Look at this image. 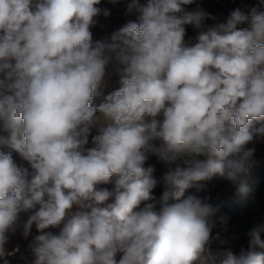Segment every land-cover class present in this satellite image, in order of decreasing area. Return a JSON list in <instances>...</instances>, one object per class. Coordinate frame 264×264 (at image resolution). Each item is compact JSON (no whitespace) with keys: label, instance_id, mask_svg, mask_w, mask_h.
Returning <instances> with one entry per match:
<instances>
[{"label":"clouds","instance_id":"1","mask_svg":"<svg viewBox=\"0 0 264 264\" xmlns=\"http://www.w3.org/2000/svg\"><path fill=\"white\" fill-rule=\"evenodd\" d=\"M194 3L131 0L136 19L94 42L101 0H0V264H264V217L238 252L214 250L218 209L201 195L214 177L249 191L264 0L222 21Z\"/></svg>","mask_w":264,"mask_h":264},{"label":"trees","instance_id":"2","mask_svg":"<svg viewBox=\"0 0 264 264\" xmlns=\"http://www.w3.org/2000/svg\"><path fill=\"white\" fill-rule=\"evenodd\" d=\"M131 0H119L118 3L112 4L109 0H101V8H108L110 15L105 17L100 15L95 19L94 25L90 27L92 32L93 41H100L105 33H113L124 26L129 20H134V15L126 14L128 3ZM145 3L147 0H140V3ZM203 2L211 8L217 16L225 14L228 9H234L240 4L248 7H253L258 4V0H196V3ZM194 3V4H196ZM193 4V5H194ZM192 6V5H189ZM247 10V8H245ZM108 28V32L105 30ZM114 78V77H113ZM109 85L101 86L98 89V95L93 99V106L102 102L104 96L111 92ZM256 152L254 155L255 164L251 170L250 175L247 177V186L249 191L247 194H240L237 189L229 185L226 181L214 177L211 181H208L212 187V191L218 194V196L212 198L211 204L220 211V215L223 216L221 223L227 228L226 235L229 241H233L234 245L238 248V251L242 245L247 242V232L254 226V223L264 217V143H255ZM5 152H11L14 161L18 166L28 168L29 165L26 161H23L17 153L10 148H3ZM149 164L155 165L156 171L154 176L159 180L163 174V165L157 163L155 157L149 159L145 166ZM100 188H107L112 190L113 184H105L99 186ZM162 184L158 185L154 189V195L159 197L163 192ZM194 189H189L186 195L193 193ZM202 195V193H201ZM103 206V205H102ZM23 215V214H22ZM35 233V229H33ZM31 239V237H29ZM28 241L20 238L19 235L12 238L9 248L19 245L20 252H24L27 248ZM237 251V252H238ZM260 251L264 252V249ZM12 264H24L19 258V254L11 257Z\"/></svg>","mask_w":264,"mask_h":264},{"label":"rangeland","instance_id":"3","mask_svg":"<svg viewBox=\"0 0 264 264\" xmlns=\"http://www.w3.org/2000/svg\"><path fill=\"white\" fill-rule=\"evenodd\" d=\"M199 4H200V6H205V7H208L210 9L214 8L213 6H209V5H207L206 3H203V2H199ZM242 5L243 4H240L239 6H236V8L237 7H241ZM185 7L188 10H192V9H194L196 7V4H194L192 6H185ZM228 10H232V9H228ZM229 12L230 11H228L226 13H229ZM134 18L136 19L135 15H134ZM107 30H108V28L105 31L108 32ZM109 33H111V32H109ZM188 37H194V35L190 31L186 30V39ZM118 79H119L118 76L117 75L115 76L114 74H112V75H110L108 77V85H109L110 90L113 91L114 89H116V88H118L120 86L119 83H118ZM261 126H264V121L256 122L253 125L254 128H259ZM259 142H263L264 143V139H261V140L257 141L256 143H259ZM102 185H105V184H102ZM102 185H99V186H102ZM209 186H210V184H209ZM210 188H211V191H212V187L211 186H210ZM218 194H220V193L219 192L216 193L215 191L214 192L212 191V198L218 196ZM221 219H223V216L220 215V211L218 210L216 212V214L214 215V217H213L214 227H213V230H212V236L214 237V239H213V242H212V247H213L214 250H217V251L231 250L233 252H237L238 248L234 245L233 241H229L228 240V237L225 234L227 228L222 225V223H221L222 220Z\"/></svg>","mask_w":264,"mask_h":264},{"label":"built area","instance_id":"4","mask_svg":"<svg viewBox=\"0 0 264 264\" xmlns=\"http://www.w3.org/2000/svg\"><path fill=\"white\" fill-rule=\"evenodd\" d=\"M202 7H203L206 11H208V12H210L211 14L217 16L216 13L213 12L210 8L205 7V6H202ZM227 15H228V13H225V14H222V15H220L219 17H218V16H217V17H218V19H220V20L222 21ZM206 23L211 24V23H213V21L208 20V21H206ZM185 29H186L187 31H190L194 36L196 35V31L193 29V27H192L191 25H185ZM111 34H112V33H105L104 36L102 37V39H101L100 41H103V40L109 39L110 36H111ZM202 196H207V197H209L208 202L211 203V201H212V191H211V188H210L208 182H207V190H206L205 192L202 193ZM14 247H15V246H14ZM11 248H13V247H11Z\"/></svg>","mask_w":264,"mask_h":264},{"label":"crops","instance_id":"5","mask_svg":"<svg viewBox=\"0 0 264 264\" xmlns=\"http://www.w3.org/2000/svg\"><path fill=\"white\" fill-rule=\"evenodd\" d=\"M108 71H109V72H112V71H113L112 66L109 67ZM114 75H115V74H114ZM115 76H116V75H115Z\"/></svg>","mask_w":264,"mask_h":264}]
</instances>
